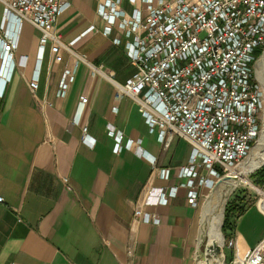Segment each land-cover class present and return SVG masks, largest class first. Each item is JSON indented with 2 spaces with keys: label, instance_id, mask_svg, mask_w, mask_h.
Segmentation results:
<instances>
[{
  "label": "crops",
  "instance_id": "1",
  "mask_svg": "<svg viewBox=\"0 0 264 264\" xmlns=\"http://www.w3.org/2000/svg\"><path fill=\"white\" fill-rule=\"evenodd\" d=\"M66 1L42 51L39 30L21 23L11 75L0 78V264H200V208L189 204L186 186H178L186 181L179 169L190 144L173 136L164 146L136 104L115 97V85L134 72L127 54L132 36L118 20L102 34L101 0ZM120 7L127 15L135 9L144 14L145 3L120 0ZM2 12L0 5V21ZM35 73L32 93L28 82ZM108 125L122 136L118 153ZM129 139L139 147H125ZM161 168L168 169L166 179L158 176ZM148 182L178 186L166 204L145 208L158 216L157 224L133 215ZM208 190L199 188L200 200ZM232 220L224 239L232 238L235 255L244 258L264 238V211L250 203ZM226 249L227 262L233 254Z\"/></svg>",
  "mask_w": 264,
  "mask_h": 264
},
{
  "label": "built area",
  "instance_id": "2",
  "mask_svg": "<svg viewBox=\"0 0 264 264\" xmlns=\"http://www.w3.org/2000/svg\"><path fill=\"white\" fill-rule=\"evenodd\" d=\"M144 14L135 9L127 15L120 0H101L97 13L107 26L118 25L131 35L127 54L134 72L122 84H116L115 97H129L145 119L149 132L157 134L164 146L173 136L184 138L191 146L188 162L179 169L186 178L187 198L192 207L200 202L201 186L212 190L223 181L250 152L261 131V90L255 80L257 51L264 50V0H142ZM0 48L9 79L18 46L22 22L40 32V50L54 38L53 29L68 5L66 0H0ZM93 29V26L90 27ZM64 73L58 95L66 92ZM111 78V75H107ZM5 82V81H4ZM32 93L38 86V74L29 80ZM82 96L80 104L86 102ZM114 137V152L121 148L122 136L107 126ZM81 140L86 138L82 127ZM129 139L125 147H139ZM154 164V160L152 161ZM203 169L204 174L199 171ZM166 179L168 169L158 170ZM67 182V178H63ZM178 186L154 187L146 183L133 209L134 219L157 224L156 214L147 206L166 204ZM256 204L264 211V183L253 186ZM4 199L0 195V203ZM260 203V204H259ZM222 248L232 249V258L222 264H264V238L244 258H238L232 238L223 239ZM131 255V250H127Z\"/></svg>",
  "mask_w": 264,
  "mask_h": 264
},
{
  "label": "rangeland",
  "instance_id": "3",
  "mask_svg": "<svg viewBox=\"0 0 264 264\" xmlns=\"http://www.w3.org/2000/svg\"><path fill=\"white\" fill-rule=\"evenodd\" d=\"M262 60V61H261ZM257 71L260 73L257 74ZM255 80L257 81L260 90H261V99H262V107L260 111V124L261 131L257 140L253 143L250 152L248 155L231 171L228 173L229 176H232L234 172H239L248 182H250L253 186H259L261 183L258 182V174L257 173L262 167H264V163L260 164L258 168L252 169L251 172L247 170V165L249 160L254 156L256 160L260 159V154L264 152V138L261 137L262 129H264V50L258 55L256 63H255ZM239 193L241 199V204L244 205V208L247 207L250 203H254L256 201V194L253 190V187L248 183L240 180L239 178L233 180H223L219 182L212 190H208L207 194L201 197L199 208L201 212V252L203 253L202 257L206 258L210 262H214L213 256L207 252V246L209 242V226L211 218L217 216L221 213V223L219 226V232L221 236L224 238V234L221 230L225 207L228 200L233 196L234 193ZM224 252L227 254L228 250L224 248ZM221 257V254L216 255Z\"/></svg>",
  "mask_w": 264,
  "mask_h": 264
},
{
  "label": "bare ground",
  "instance_id": "4",
  "mask_svg": "<svg viewBox=\"0 0 264 264\" xmlns=\"http://www.w3.org/2000/svg\"><path fill=\"white\" fill-rule=\"evenodd\" d=\"M8 73H9V70L4 65L3 70L1 72V76H0L1 82H4L6 80V78L8 77ZM258 73H260V71H257V74ZM260 138L261 139L264 138V129H262V133H261ZM257 154L260 155L259 160H256L255 157L253 156L248 162L247 170L249 172H251L252 169L254 170V168L256 169L260 164L264 163V152H262L261 154L259 152H257ZM236 178H239L240 180L244 181L245 183H248L249 185H251V183L248 182L245 178H243V176L239 172H234V174L232 176H227L223 180H233ZM221 216H222L221 213H219L217 216L211 218V220L209 222L210 223V226H209L210 238H209V242H208V246H207L206 250L208 253H210L213 256L214 262H210L206 258H202L200 264H222L221 257L216 256L217 246H221L223 243V237L221 236V233L219 232V226L221 223Z\"/></svg>",
  "mask_w": 264,
  "mask_h": 264
},
{
  "label": "trees",
  "instance_id": "5",
  "mask_svg": "<svg viewBox=\"0 0 264 264\" xmlns=\"http://www.w3.org/2000/svg\"><path fill=\"white\" fill-rule=\"evenodd\" d=\"M261 53V51H257V56ZM257 173L258 174V182L264 183V167H262ZM241 197L239 193H234L233 196L228 200L226 207H225V214H224V221L222 225V232L223 234H227L233 230V216L235 213L240 214L244 210V205L241 204Z\"/></svg>",
  "mask_w": 264,
  "mask_h": 264
},
{
  "label": "water",
  "instance_id": "6",
  "mask_svg": "<svg viewBox=\"0 0 264 264\" xmlns=\"http://www.w3.org/2000/svg\"><path fill=\"white\" fill-rule=\"evenodd\" d=\"M258 168V167H257ZM224 239V238H223ZM222 253V246H217L216 249V255L221 254Z\"/></svg>",
  "mask_w": 264,
  "mask_h": 264
}]
</instances>
